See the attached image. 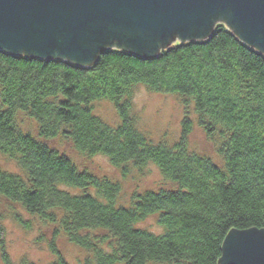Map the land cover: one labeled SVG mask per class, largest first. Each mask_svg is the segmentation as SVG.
<instances>
[{
  "label": "trees",
  "instance_id": "16d2710c",
  "mask_svg": "<svg viewBox=\"0 0 264 264\" xmlns=\"http://www.w3.org/2000/svg\"><path fill=\"white\" fill-rule=\"evenodd\" d=\"M139 85L192 98L208 134L225 139L223 166L191 150L189 117L175 143L149 141L132 115ZM98 100L115 105L117 126L95 114ZM20 114L37 123V134L23 128ZM58 137L125 173L154 163L174 187L117 205L121 184L81 168L51 145ZM0 151L21 170L0 166V208L19 205L29 219L17 211L13 218L25 228L53 229L52 264H69L60 234L88 253L84 264H220L230 230L264 228V53L224 24L207 40L156 57L109 49L91 67L0 50ZM153 215L161 233L137 227ZM2 231L0 262L36 264L14 262Z\"/></svg>",
  "mask_w": 264,
  "mask_h": 264
},
{
  "label": "water",
  "instance_id": "95a60500",
  "mask_svg": "<svg viewBox=\"0 0 264 264\" xmlns=\"http://www.w3.org/2000/svg\"><path fill=\"white\" fill-rule=\"evenodd\" d=\"M221 13L264 51V0H0V50L91 67L116 40L151 58L177 35L205 38ZM221 262L264 264V228L230 230Z\"/></svg>",
  "mask_w": 264,
  "mask_h": 264
},
{
  "label": "rangeland",
  "instance_id": "374dc122",
  "mask_svg": "<svg viewBox=\"0 0 264 264\" xmlns=\"http://www.w3.org/2000/svg\"><path fill=\"white\" fill-rule=\"evenodd\" d=\"M228 14L221 13L217 23H224L237 35L242 31H237L236 26H231ZM189 40H181L179 36L168 43L169 46L187 43ZM109 49H119L133 53L134 51L120 42L112 40ZM19 55H25L27 52L19 50ZM29 53V52H28ZM70 61V60H69ZM74 63V62H73ZM86 63V62H77ZM95 114L101 116L106 122L117 126L120 117L117 114L115 105L109 100H98L92 105ZM137 127L144 132L152 143L173 144L178 141L183 132V120L189 117L192 120V131L189 136L191 150L211 157L217 164H224V158L219 151V145L224 142L222 134L217 132L210 136L204 125L200 123V115L195 109V103L192 98L183 97L179 94L157 93L150 91L146 86L139 85L135 89L133 96V113ZM20 124L27 131L37 134V123L20 114ZM51 145L62 152L70 155L74 161L82 168H88L100 176H104L114 182L121 184V193L117 205L130 206L135 193L148 189L158 190L163 187H174V184L165 180L159 168L150 163L143 169L129 167L125 173L122 168L111 164L108 157L96 155L88 157L78 152L71 141L57 138L51 141ZM0 166L12 172H21L17 162L0 151ZM72 190L70 187H65ZM22 214L25 219H29L19 205L10 206L4 204L0 208V227H3V234L8 252L12 260L18 263L22 258H27L36 264H52L55 261V255L51 252L47 240L53 236V229L43 228L42 233L37 226L27 229L20 222L13 218L14 212ZM137 227L147 228L156 233L162 232V227L158 225L157 215H153L137 224ZM57 247L64 255L69 264H84L88 253L70 243L65 235L60 234L57 240ZM223 262V261H222ZM221 262V264H222ZM0 264H4L2 261Z\"/></svg>",
  "mask_w": 264,
  "mask_h": 264
},
{
  "label": "bare ground",
  "instance_id": "6f19581e",
  "mask_svg": "<svg viewBox=\"0 0 264 264\" xmlns=\"http://www.w3.org/2000/svg\"><path fill=\"white\" fill-rule=\"evenodd\" d=\"M218 18H214L213 19V22H215V28H214V31H215V29H216V27L218 26V24H224V23H217L216 22V20H217ZM225 25V24H224ZM229 28V27H228ZM230 29V28H229ZM231 30V29H230ZM214 31L211 33V34H209L208 36H206L205 38H200V39H193V40H189L188 42H191V41H204V40H207V39H209V37L214 33ZM232 31V30H231ZM233 32V31H232ZM236 36H238L239 37V35H237L235 32H233ZM239 39L240 40H242V41H244V39H242L241 37H239ZM245 43H247L246 41H244ZM248 44V43H247ZM248 45H250V44H248ZM250 46H252V45H250ZM252 47H254V48H256L257 50H259L261 53H264V51L260 48V47H258V46H252ZM166 48H168V47H166ZM165 47L164 48H162L161 50H160V52H162V50H165L166 49ZM159 52V53H160ZM132 113H133V109H132Z\"/></svg>",
  "mask_w": 264,
  "mask_h": 264
}]
</instances>
